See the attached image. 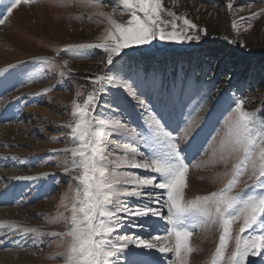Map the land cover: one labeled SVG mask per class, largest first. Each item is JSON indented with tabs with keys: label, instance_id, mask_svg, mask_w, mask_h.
<instances>
[{
	"label": "rangeland",
	"instance_id": "rangeland-1",
	"mask_svg": "<svg viewBox=\"0 0 264 264\" xmlns=\"http://www.w3.org/2000/svg\"><path fill=\"white\" fill-rule=\"evenodd\" d=\"M6 3L7 0L0 3V16L7 15ZM97 3L99 8L93 6ZM229 3L232 8L227 7ZM27 6L31 8L29 11L14 17L17 10ZM162 7V19H173L167 15L168 11L191 19L198 28L190 29L187 34L200 35V40H155L150 45H134L124 49L122 57H114V64L122 68L123 73H131L134 79L154 85L151 97L144 98L165 129L176 136L185 163L189 165L183 189L185 200L210 196L227 187L233 179L238 181L233 186L234 193L240 192L245 197L264 193V188L254 185L250 179L254 171L251 164L258 158V153L246 160L242 151L233 148L225 125L231 102L239 99L245 101L244 110L256 113L257 121L264 120L259 116L264 89L250 87L248 79H238L240 76L234 69L226 77L224 72L215 73L192 65L181 70L180 63L174 61L179 52L212 41L231 46L240 59L264 58V0H162ZM101 11L111 14L118 23L126 24L131 19L121 0H92L91 4L84 0H29L28 3L22 0L5 24L0 25V208L19 209L24 213L23 217L39 225L43 233L23 234L21 226L0 219V225H16L15 228L0 227V254L17 258L14 264L20 262L23 253L36 260L30 264H65L61 255L66 251L63 237H53L50 233L67 230L66 218L76 203L79 170L72 164L71 153L63 152L73 146L71 130L66 126L74 120L75 104L83 105L87 97L94 94L96 107L89 109L94 117L106 118L109 124L124 123L144 134L148 132L146 121L150 113L128 97L127 89L119 86L123 80L106 85L103 91L95 83L97 74L103 75L111 67L106 65V53L102 49L85 48L65 54L72 45L104 42L111 25L99 14ZM253 14L256 17L249 19ZM176 23L179 31L183 27L182 19ZM204 29H207L206 35ZM166 30H170V26ZM229 55L225 53L223 57ZM162 57L171 59V65L167 64L165 69L157 64V59ZM53 60L55 63L51 62ZM65 60L67 66L63 64ZM11 65L15 67L10 68ZM243 70L241 68L238 73L246 74ZM175 82L184 85L183 90H175L169 99L168 90ZM210 90L221 94L210 98ZM10 126L17 127L18 133L7 138L4 133ZM108 131L113 158L126 154L124 143L138 147V151L146 154L154 150L152 145H144L130 132L113 131L111 127ZM18 134L31 142L22 141ZM117 171L128 169L122 166ZM132 172L142 178H158L151 171L135 169ZM20 176L43 178L16 179ZM125 187L131 190L135 186L126 184ZM137 190L146 195L151 189ZM155 191L159 195L163 190ZM165 200V196L159 195L152 206L159 207L166 217ZM140 202L135 198L127 201L131 206ZM242 224L243 220L238 219L231 225L225 259L218 264H227L237 237L248 239L264 235V226L259 223L240 233ZM169 227L166 218L126 217L117 231L147 242L161 243L154 237H163ZM222 235V222H208L193 229L191 244L195 251L189 256V264H212ZM125 256H128L129 264L136 260H142L144 264H152V261L176 264L173 253L161 252L158 248L140 249L130 245ZM0 264H5L1 258ZM247 264H264V256L250 255Z\"/></svg>",
	"mask_w": 264,
	"mask_h": 264
},
{
	"label": "snow or ice",
	"instance_id": "snow-or-ice-1",
	"mask_svg": "<svg viewBox=\"0 0 264 264\" xmlns=\"http://www.w3.org/2000/svg\"><path fill=\"white\" fill-rule=\"evenodd\" d=\"M22 0H7L5 11L7 15L0 16V25H4L8 16L18 8ZM28 3L29 0H23ZM3 3V0H0ZM91 4L92 0H84ZM129 11L131 19L127 23H118L109 13L100 12L111 25L99 44H80L69 46L65 54L79 49L100 48L106 53L108 71L103 75L97 74L95 83L103 91L106 85H114L116 81L123 80L121 88L127 89L128 97L150 114L146 121L147 134L139 132L135 127L129 128L124 123L109 124L106 118L94 117L89 111L95 108L94 94L87 97L86 102L74 105L73 122L69 123L71 148L63 152L71 153L72 164L79 170L76 179L79 186L76 188V203L70 209V216L66 218L67 230L62 233H50L53 237H63L62 243L66 251L61 253L65 264H129L125 251L130 245L140 249H157L161 252H171L176 257V264H189V256L195 251L191 244L193 229L203 227L208 222H222L223 235L220 245L216 249V258L212 264L225 259L226 239L230 238L231 225L238 219L243 220L240 233L253 228L258 223L264 226V193L248 195L233 192V186L238 182L233 179L227 187L210 196L196 197L186 201L183 189L186 186V173L189 165L181 154L180 145L176 136L167 131L164 125L151 112L149 103L144 97H151L154 85L147 81L134 79L131 73H123L122 68L114 64V57H120L124 49L135 46L150 45L155 40L160 41H199L200 35H188L189 30H196L198 26L186 17L177 16L168 11L172 20L161 18L162 0H121ZM99 8L100 5L94 4ZM229 3L227 7L232 8ZM143 14L142 16L140 14ZM256 14H253V19ZM182 19L183 27L177 31L176 20ZM244 19L243 17L241 18ZM170 30H166L169 29ZM235 27V25H234ZM207 34V29L203 30ZM227 39V37L225 38ZM48 59V58H45ZM55 63V61H51ZM67 66L68 61H63ZM14 68L15 65L9 66ZM123 73V74H122ZM2 74V73H0ZM131 81V83H129ZM184 85L175 82L168 90L171 99L175 90H183ZM243 99L233 100L229 108V115L225 119L233 148L242 151L245 159L256 156L252 161L254 169L251 180L254 185L264 188V120L257 121L255 112L244 110ZM111 127L113 131L121 129L132 133L144 145H152L151 154L138 151L124 143L125 155L113 158L110 153L109 139ZM119 147V145H117ZM130 156V158H129ZM126 166L128 171L120 172L117 169ZM142 169L151 171L157 176L141 177L133 174L132 170ZM43 177L20 176L18 180H37ZM134 185L129 190L125 185ZM148 187L151 190L145 195L138 188ZM156 189L163 190L159 195L166 197L165 209L167 216L159 207H153L159 195ZM130 198L140 199V203L131 206L127 203ZM166 218L169 228L163 237H154L161 243L147 242L134 238L131 235H122L117 230L123 226L124 218L144 217ZM135 222V221H133ZM0 227L15 228L16 225H0ZM23 234L43 235L38 228L24 227ZM171 240L172 242H168ZM252 255L264 256V235L254 238H236L235 250L228 256L227 264H247V258ZM122 257L124 259L122 260ZM133 264H144L136 260Z\"/></svg>",
	"mask_w": 264,
	"mask_h": 264
},
{
	"label": "trees",
	"instance_id": "trees-1",
	"mask_svg": "<svg viewBox=\"0 0 264 264\" xmlns=\"http://www.w3.org/2000/svg\"><path fill=\"white\" fill-rule=\"evenodd\" d=\"M236 52L234 48L224 42L212 41L189 51L179 52L174 61L180 63L181 70L189 68L188 65H192V67L196 66L202 70L207 68L215 73L224 72L226 73V77H228L227 73L231 74L233 72L231 70L234 69L236 75L240 76L238 79L242 80V78H246L250 87L254 86L255 89H264V58L243 57L240 59ZM225 53H229L230 55L225 58L223 57ZM170 60V58L162 57V59H157V64H159V68L165 69L167 64L171 65ZM145 67L147 66L145 65ZM241 68L244 69L243 71L246 74L238 73L241 72ZM208 70H206V73L209 72ZM173 74L175 75V72ZM217 94L221 93H214L213 90H210V98H215ZM259 116L264 119V101Z\"/></svg>",
	"mask_w": 264,
	"mask_h": 264
},
{
	"label": "bare ground",
	"instance_id": "bare-ground-1",
	"mask_svg": "<svg viewBox=\"0 0 264 264\" xmlns=\"http://www.w3.org/2000/svg\"><path fill=\"white\" fill-rule=\"evenodd\" d=\"M29 9H31L30 6H27L25 8L22 7L21 9L16 11V13L14 14V17L18 18L24 12L29 11ZM0 30H1V28H0ZM7 37H9V36H7ZM6 129H7V132L4 134L7 136V138H10L12 136V134H14V133H18L16 130L17 127H15V126H10V127H7ZM18 135L21 138V134H18ZM21 140L24 142H31V140H26L23 138H21ZM23 214L24 213L22 211H20L19 209L8 208V207L7 208H0V219H3V220L7 219L9 221H12L14 224H16L17 226H21L22 228H24V227H35V228H38L39 230L41 229V227L39 225H36L34 223L27 221L26 218L23 217ZM0 258L5 262V264H14L13 262L18 261L17 258H14L9 254H3L2 253V254H0ZM19 261L20 262L17 264H30V263H34V261H36V260L33 257L28 256L26 253H23L20 256ZM152 264H160V263L159 262L156 263V262L152 261Z\"/></svg>",
	"mask_w": 264,
	"mask_h": 264
}]
</instances>
